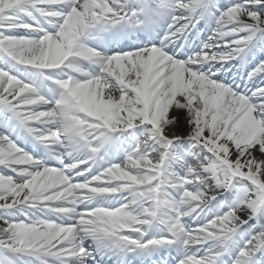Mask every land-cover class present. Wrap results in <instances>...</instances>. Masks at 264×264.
Wrapping results in <instances>:
<instances>
[{
    "label": "snow or ice",
    "instance_id": "1",
    "mask_svg": "<svg viewBox=\"0 0 264 264\" xmlns=\"http://www.w3.org/2000/svg\"><path fill=\"white\" fill-rule=\"evenodd\" d=\"M0 264H264V0H0Z\"/></svg>",
    "mask_w": 264,
    "mask_h": 264
}]
</instances>
